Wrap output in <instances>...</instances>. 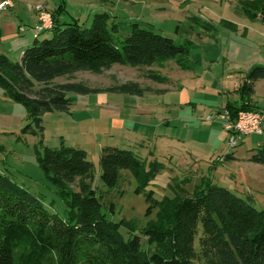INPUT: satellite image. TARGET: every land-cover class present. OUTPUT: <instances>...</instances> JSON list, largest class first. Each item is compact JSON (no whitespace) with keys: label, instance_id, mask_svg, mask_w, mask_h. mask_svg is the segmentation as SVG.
I'll return each mask as SVG.
<instances>
[{"label":"trees","instance_id":"trees-1","mask_svg":"<svg viewBox=\"0 0 264 264\" xmlns=\"http://www.w3.org/2000/svg\"><path fill=\"white\" fill-rule=\"evenodd\" d=\"M249 6V17L264 23V0H253ZM65 13L64 4L51 12L53 28L46 32L50 37L35 38L19 61L0 54V89L26 109L31 123L21 133L38 136L40 144L43 116L69 112L70 95L113 92L141 96L145 92L133 82L91 88L82 82L55 83L57 79L72 80L79 72L98 75L113 65L148 68L185 57L188 52L187 47L137 24L123 37H115L116 26H107L106 14L95 15L85 28L78 19L61 20ZM149 77L164 82L158 76ZM261 80L264 66L252 68L240 88L241 96L249 99L254 84ZM224 108L232 117L241 110L254 109L233 104ZM249 162L264 166V146L251 153ZM38 163L66 198L65 217L49 213L38 198L0 172V264H190L199 230L201 254L209 264H264V211L209 180L190 196L185 193L173 203L155 202L148 207L147 214L159 208V219L142 234L148 245L162 251L148 255L137 234L124 238L120 231L124 221L113 223L106 218L102 198L91 185L93 165L83 149L62 144L59 148L43 147ZM99 166L107 189L116 186L123 170L142 179V163L129 150L102 148ZM152 195L151 191L146 196V203L152 202ZM106 209L114 213L113 204ZM168 212L177 220L178 229L158 231L160 218Z\"/></svg>","mask_w":264,"mask_h":264},{"label":"rangeland","instance_id":"rangeland-1","mask_svg":"<svg viewBox=\"0 0 264 264\" xmlns=\"http://www.w3.org/2000/svg\"><path fill=\"white\" fill-rule=\"evenodd\" d=\"M9 1L17 4L13 13L20 24L33 25V7L38 3L43 4L50 12L58 5L64 4L66 13L61 20L69 22L71 18H75L85 28L90 27L95 15L106 14L107 26H116V33H113L115 37L126 35L132 24L166 36L177 46H185L188 49L187 55L179 58L181 59L179 63L176 62L177 60H169L171 71L168 77L174 82L180 80L179 83L177 82L180 86L194 85L193 78L186 81L188 69L204 83H211L213 78H221L222 74L227 73L224 72L226 67H236L235 71H239L244 70L247 65L264 63V23L248 15L249 5L253 0H2L0 3H4V7L7 8ZM49 37L50 33H42L38 39ZM225 48L233 51L232 60L227 62H225L226 57L221 58ZM163 64L164 62H159L156 67H164ZM145 73V69L113 65L102 74L79 72L72 80L60 78L55 83L82 82L91 88L119 86L120 83L127 81L146 85L143 77ZM160 73L163 74L164 71ZM238 73L235 72L234 77L238 78ZM147 98L165 104L168 100L175 101L177 94L174 90L165 97L148 96ZM254 98L260 107L264 108V81L258 85ZM74 110L77 111V108ZM91 110L94 114L98 112L95 107H91ZM204 110L197 111L193 117L196 120L194 124L200 126L202 132L208 124H211L210 120L215 121V117L210 112H206L207 108ZM120 111L123 118L128 117L125 119L128 131H121L122 134L124 133L123 138L115 135L119 130L109 132L114 137L106 135L104 138H112V143L109 142L108 146L113 145L133 152L142 163V179H136L130 170H123L119 173L116 186L107 189L101 181L99 162L93 163L89 160L93 165L91 185L102 198L106 208L110 204L114 205L113 214L106 208L103 211L106 218L113 223L124 221L120 231L125 239L131 234H137L144 252L148 255L161 253V248L148 245L147 237L142 234L159 219V208H152L151 213L147 214L148 207H152L155 202L173 203L181 199L185 193L190 196L206 181L212 182L208 166L210 164L220 166L221 157L229 151V148L225 143L224 152H220L212 144L213 137L212 141H206L200 137L201 134L199 136L194 134L192 140L188 142L187 120L170 122L169 126L163 125L158 133L159 137H153L152 129L149 126L142 127V121L140 118L138 120L130 108H121ZM192 111L190 108H182L180 114L192 115ZM30 123L26 109L21 104L9 100L0 89V172L38 198L49 213L64 218L67 210L66 198L60 193V189L48 180L38 163L43 147L61 146L59 136L62 133L55 135L54 132H49L45 139L41 138L42 144H40L38 136L21 133L22 128ZM219 127L218 131H222L221 124ZM156 130L158 131L157 127L154 128V133ZM142 133H145L144 137L140 138L139 134ZM63 134L69 135L67 127ZM71 139L67 138L66 146L78 145ZM255 147L251 141H247L239 144L235 151L237 150L242 157ZM153 165L159 172L154 171ZM220 169L225 170V167ZM212 183L218 185V179L214 178ZM258 187L259 193L254 192L257 198L264 193V183ZM151 191L152 202L146 203V196ZM243 199L257 210L264 211V204L259 206L257 201L252 203L245 195ZM258 200L264 202V197H259ZM178 225L174 216L168 212L160 218L157 230L161 232L175 230ZM200 237L199 230L192 246L190 264H209L207 258L201 254L198 242ZM175 252L183 254L181 250Z\"/></svg>","mask_w":264,"mask_h":264},{"label":"crops","instance_id":"crops-1","mask_svg":"<svg viewBox=\"0 0 264 264\" xmlns=\"http://www.w3.org/2000/svg\"><path fill=\"white\" fill-rule=\"evenodd\" d=\"M16 6L17 4L15 2L12 3L9 1L7 8L4 7V9L0 10V54L13 62L19 61L25 48L34 42L35 37L33 30L37 25V18L34 10L33 25L20 24L17 17L13 13ZM37 38H39V36ZM232 53L233 51H229L225 48L221 58L225 59L226 57L227 60L224 61H230L233 58ZM176 60L178 63L181 61V59ZM156 65L157 64H154L151 67L143 68L146 70V73L143 76L146 85H141L139 82L135 81H127L137 83L140 88L145 90L141 96L113 92L89 95H70L72 105L69 112L47 113L50 115L46 116L47 114H45L43 116L42 137L45 139L47 133L49 132H54L55 135L62 133L59 137L61 138V143L64 144V146H66L65 142H67V138H72V142H75L78 145L71 147L83 149L87 153L88 159L93 163H97L99 162L102 148L113 147V145L108 146L109 142L112 143L111 137H114L113 135L111 136L109 132L119 130L118 134L115 133V135L122 136L123 138L124 133L122 134L121 131H128L125 125V119H128V117L123 118V116L120 115V110L121 108H130L132 113L138 117V120L140 118L142 121V127L149 126L152 129L151 132L153 137H159L158 133L161 126H169V123L174 121L180 122V120H187V128L189 129L188 142L192 140L194 134L197 136L201 134L200 137L204 138L206 141H212L213 137L214 142L212 144L214 147L218 148L220 152H224L223 146L225 143L227 146V139H225V136L227 135L223 130V132L221 130L218 131V128L220 129L219 124H221H218L217 122H220L217 117L218 111L227 104H233L235 106L249 105L256 110L264 111V108H261L257 100L254 98L256 96L258 85L264 80L258 81L254 84V93L249 99L244 98L240 94V88L249 71L254 67L264 66V63L247 65L244 70L239 71H235L236 67H226L224 68V72L227 73L225 75L222 74L221 78H213L211 83H204L199 79L200 77H196L195 74L190 72L188 69V79H186V81L193 78V87H185L184 85L180 86L179 84L177 85V82L179 83L180 80L174 82L168 77V74L171 71L169 61L164 62V67H156ZM153 68L154 71L152 70ZM161 71H164V73L161 74ZM234 71L239 72L238 78L234 77ZM150 75L158 76L164 79V82H156L150 79ZM127 82L120 83L119 86ZM113 87L116 86L106 88ZM174 90H176L177 98L175 101L168 100L165 104L159 103L157 100L147 98L148 96L165 97L169 95L171 91L174 92ZM91 107L97 108L98 112L96 111V114H94ZM74 108H77V111H75ZM182 108L192 109L193 114H184V116H181L180 112ZM205 108H207V113L210 112L212 116L215 117V121L210 120L209 123L211 124H208V127H205L202 132L201 127L194 124L196 120L193 117H195L197 111H205ZM66 127L69 132L68 136H64L63 134L65 133ZM156 127L158 131L156 130L154 133V128ZM144 134L145 133H142V135L139 134V137L143 138ZM106 135L111 136L110 139L104 138ZM251 137L257 138L254 139ZM145 140L148 141V139ZM247 141H251L256 147L248 150L247 154L242 157L239 156L237 150L228 149L229 151L221 157V165L210 164L208 169L212 175V182L214 181V178H217L218 186H225L223 188H226L242 199L245 195L250 201H252V203L257 201V204L260 206V204H264V202H259L260 199L258 200V198L264 197V195H262L264 193L260 194L258 198L255 193H259V191H257L259 188L258 186L261 187L262 183H264V179H261L264 177V168H262L264 166L249 162V157L254 150L264 146V137H244L239 140L238 145L244 144ZM221 167H225V170L220 169Z\"/></svg>","mask_w":264,"mask_h":264},{"label":"built area","instance_id":"built-area-1","mask_svg":"<svg viewBox=\"0 0 264 264\" xmlns=\"http://www.w3.org/2000/svg\"><path fill=\"white\" fill-rule=\"evenodd\" d=\"M4 3H0V9L4 7ZM36 14L37 25L34 28V37L49 32L53 28L51 12L43 5L36 4L33 7ZM217 117L220 120L221 128L227 135V146L229 150L237 147L241 138L250 136L264 137V111L256 109L241 110L235 117L222 107Z\"/></svg>","mask_w":264,"mask_h":264}]
</instances>
